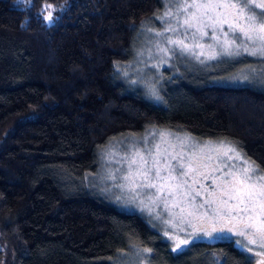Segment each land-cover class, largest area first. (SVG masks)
Masks as SVG:
<instances>
[{"label":"trees","instance_id":"1","mask_svg":"<svg viewBox=\"0 0 264 264\" xmlns=\"http://www.w3.org/2000/svg\"><path fill=\"white\" fill-rule=\"evenodd\" d=\"M160 8V0H0V264H117L143 248L152 249L149 264H254L232 241L173 253L144 217L88 186L99 149L149 125L227 138L264 169V81L210 82L264 59L165 70L158 101L117 72L137 28Z\"/></svg>","mask_w":264,"mask_h":264},{"label":"snow or ice","instance_id":"2","mask_svg":"<svg viewBox=\"0 0 264 264\" xmlns=\"http://www.w3.org/2000/svg\"><path fill=\"white\" fill-rule=\"evenodd\" d=\"M165 3L174 6L175 11L170 7L160 19L175 20L167 23L164 31L176 34V38L166 37V43L173 47L158 46L159 52L175 55L178 50L182 56L188 54L201 64L244 54L264 59V0H165ZM44 19L53 22L52 12ZM205 38L212 43H201ZM189 40L191 43L186 42ZM249 71L256 72L251 68ZM259 78L264 81V71ZM244 79L249 77L245 75ZM149 94L160 99L154 86L149 88ZM173 135L175 143L167 139ZM142 139L143 146L137 141L118 142L123 145V155L115 161L120 167L108 172L104 179L112 184L101 190L118 189L121 195L115 197L117 202L139 205L141 210L147 208L150 215L153 209L162 206V212L154 218L173 229L164 231V236L174 244L173 252H182L192 242L179 235L187 224L193 229L189 233L193 237L201 231L209 237L216 233L215 239L228 238L224 234L239 237L235 243L241 250L252 258L258 257L256 264H264V169L227 138L200 143L190 134L181 137L161 130ZM205 180H211V184L206 185ZM164 213L167 219H162ZM141 251L150 254L152 249H140L137 255Z\"/></svg>","mask_w":264,"mask_h":264},{"label":"rangeland","instance_id":"3","mask_svg":"<svg viewBox=\"0 0 264 264\" xmlns=\"http://www.w3.org/2000/svg\"><path fill=\"white\" fill-rule=\"evenodd\" d=\"M160 1H161L160 10L155 14H153L149 19L143 21L141 25L137 28L131 44V58L127 62L119 63L117 65V72H119L121 75L124 76L122 78L126 82H129L130 87L131 88L140 87L142 89L143 94L147 98L153 101H158L159 99H156L154 96L149 94V88L154 86L159 95V89L162 81L164 80L165 70H170V74L173 75L196 73L198 72V70L202 68L207 69L209 67L208 69H210L211 68L210 66H212V64L210 63L215 61V60H206L205 63L201 64L198 60H196L195 58L191 57L188 54H184L182 56L178 50L176 51L175 55H172L171 52H169L168 55H165L164 53L158 51V46L168 47V48L173 47L172 45H168L166 43V37L172 36L173 38H176V34L164 31L167 23L169 22L175 23V20L160 19V17L163 16L164 12L168 10L170 7L172 11H175V8L171 4H166L165 0H160ZM49 9L50 8L46 9L44 16H46L47 13L51 10ZM157 32H162L163 35L157 36L156 35ZM186 42L191 43L190 40ZM201 43L207 44V43H212V41L209 40L208 38H205V40L201 41ZM196 51L198 52L199 49H197ZM201 59H204V57H201ZM250 68L255 69L256 72L255 73L250 72L249 71ZM262 71H264V61L261 64L260 69H256L252 67L240 69L239 71L230 74L229 76L215 78L210 82L222 83V84L230 83V84L240 85L255 79L256 76H259V74ZM245 75L249 77L248 80L244 79ZM133 81H135V83H133ZM151 126L153 125L146 126L145 130L139 135L127 133L122 135V137H118L110 140L109 142H107V144L104 147L100 148L98 151L97 168L94 175L91 177L90 181H88V186L93 191H98L104 196H106L109 200H111L112 204H114L118 209L128 212H135L140 214L142 217H144L148 227L152 231L161 235L162 239L170 245V248L172 250L174 244L172 241L168 240L167 237L164 236V231L168 230L169 232H172L173 229L170 228L167 224H164L162 220H157L154 218L156 213L162 212V206L161 208L153 209V212L150 215L147 208L141 210V206L139 205H126L123 201L117 202L115 200V197L117 195H121L118 189H112L111 191L101 190L112 184V181L104 179L107 176L108 172L114 170L117 167H120V165H118L115 162L116 159H119V157L123 155V151H122L123 145L118 143L119 141H124V143H129L130 141H137L139 146H143L142 138L146 134L153 131L158 133L159 131L164 130L174 134H178L181 137L185 133H187L185 131L164 129L156 126L155 128H152ZM157 139H159L158 136ZM167 139L171 140L174 143L176 142L175 135L169 136L167 137ZM196 141L203 143L204 141H208V140H203V141L196 140ZM113 145H115V147H113ZM109 153H113L114 155H108ZM203 183H205L206 185H210L211 180H205L203 181ZM199 199L200 198H198V200ZM167 218H168L167 213H164L162 219H167ZM193 223L198 224L199 226L198 221L193 220ZM153 225L156 226L153 227ZM203 226L208 227L207 224ZM183 227L185 231L179 232V235L183 238L188 239L189 241H192L188 246L198 242L212 244L217 242L232 241L234 242L235 246L241 250V246H238L235 243V240L240 239L239 237L232 236L231 234H224L228 238L215 239L213 237L217 235L216 233L213 234V237H209V236H205L202 231L199 233L198 236L193 237L189 235V233H191L193 229L189 227L187 224H184ZM176 231H178V229ZM188 246L184 247L183 250H185ZM2 250H3V246L0 244V251ZM173 253H179V252H173ZM150 256L151 253L149 254L141 251L140 254L137 255V252H134L128 255H123L120 259V262L117 264H149L148 259ZM258 259H259L258 257L253 258L254 264H256V260Z\"/></svg>","mask_w":264,"mask_h":264}]
</instances>
